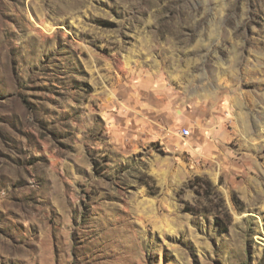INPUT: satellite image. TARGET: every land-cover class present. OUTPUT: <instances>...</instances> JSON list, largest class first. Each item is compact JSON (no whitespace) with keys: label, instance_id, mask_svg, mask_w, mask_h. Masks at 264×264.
Returning a JSON list of instances; mask_svg holds the SVG:
<instances>
[{"label":"rangeland","instance_id":"obj_1","mask_svg":"<svg viewBox=\"0 0 264 264\" xmlns=\"http://www.w3.org/2000/svg\"><path fill=\"white\" fill-rule=\"evenodd\" d=\"M0 264H264V0H0Z\"/></svg>","mask_w":264,"mask_h":264},{"label":"built area","instance_id":"obj_2","mask_svg":"<svg viewBox=\"0 0 264 264\" xmlns=\"http://www.w3.org/2000/svg\"><path fill=\"white\" fill-rule=\"evenodd\" d=\"M179 135L181 137H187L189 135V130L188 129H182L179 131Z\"/></svg>","mask_w":264,"mask_h":264}]
</instances>
